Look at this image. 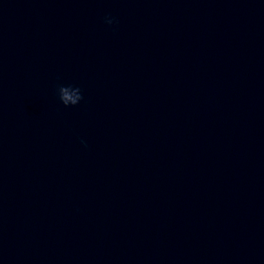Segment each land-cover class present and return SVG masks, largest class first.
<instances>
[{"label":"clouds","instance_id":"1","mask_svg":"<svg viewBox=\"0 0 264 264\" xmlns=\"http://www.w3.org/2000/svg\"><path fill=\"white\" fill-rule=\"evenodd\" d=\"M113 17H105V23L112 25L117 23ZM72 91L75 95L74 97L69 96V91ZM57 92L60 102L65 106H76L83 99L82 90L78 86H73L71 84H59L57 85Z\"/></svg>","mask_w":264,"mask_h":264}]
</instances>
